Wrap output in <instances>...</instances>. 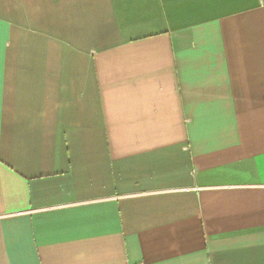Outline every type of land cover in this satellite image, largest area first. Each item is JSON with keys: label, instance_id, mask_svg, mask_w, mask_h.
Returning a JSON list of instances; mask_svg holds the SVG:
<instances>
[{"label": "crops", "instance_id": "crops-1", "mask_svg": "<svg viewBox=\"0 0 264 264\" xmlns=\"http://www.w3.org/2000/svg\"><path fill=\"white\" fill-rule=\"evenodd\" d=\"M0 264H264V0H0Z\"/></svg>", "mask_w": 264, "mask_h": 264}]
</instances>
